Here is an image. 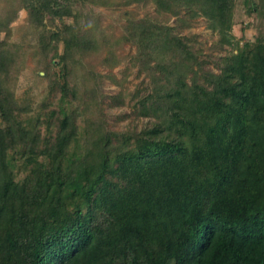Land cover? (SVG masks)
Instances as JSON below:
<instances>
[{
  "label": "trees",
  "instance_id": "obj_1",
  "mask_svg": "<svg viewBox=\"0 0 264 264\" xmlns=\"http://www.w3.org/2000/svg\"><path fill=\"white\" fill-rule=\"evenodd\" d=\"M153 1L160 13L205 17L219 44L230 45L234 0ZM51 2L27 7L52 13ZM68 30L61 61L73 48L108 46L102 34ZM126 32L114 45H135L141 70L169 84L144 107L160 130L133 145L103 132L98 152L87 153L95 160L85 156L74 169L67 112L53 111L55 132H35L29 144L0 83V264H264V42L244 44L218 74L199 76L172 28L142 20ZM68 91L64 81L61 99ZM25 150L26 174L14 181L10 152Z\"/></svg>",
  "mask_w": 264,
  "mask_h": 264
},
{
  "label": "rangeland",
  "instance_id": "obj_2",
  "mask_svg": "<svg viewBox=\"0 0 264 264\" xmlns=\"http://www.w3.org/2000/svg\"><path fill=\"white\" fill-rule=\"evenodd\" d=\"M37 1L41 3L0 0V83L16 104L21 125L29 134V144L35 132L41 136H48L50 130L55 132L53 118L50 119L53 111L55 116L61 109L67 112L71 119L67 126L75 130L69 146L76 155L73 169L85 156H90V150L98 152L95 144L102 142L98 138L103 132H108L112 143L133 145L138 134L160 130L154 117L144 115V107L156 89L161 87L162 94L169 84L164 77L158 78V73L151 75L141 70L134 61L138 55L135 45H114V39L127 34L129 25L149 20L172 28L173 34L189 48L190 54H183L190 57L186 63L192 64L193 70H197V63L201 65L199 76L202 70L218 74L222 58L235 54L244 44L264 42L262 0H234L228 32L230 45L219 44L218 34L209 28L205 17L190 18L184 10L179 16L160 13L153 0H103L104 4L93 0H56L62 4L59 8L51 0L52 13L41 10V15L35 16L32 7L27 6L33 3L38 8ZM69 27L72 32L81 31L97 40L102 34L108 46L100 41L94 50L73 48L61 61ZM64 70L67 74L62 79ZM64 81L69 91L61 99L59 90ZM3 127L0 119V128ZM19 152H10L17 160L9 170L14 181L24 178L26 171L21 165L29 159L26 150V155ZM88 160L95 159L90 156Z\"/></svg>",
  "mask_w": 264,
  "mask_h": 264
}]
</instances>
